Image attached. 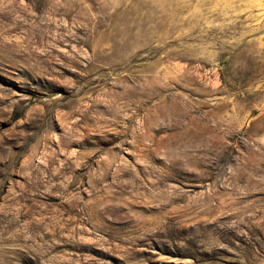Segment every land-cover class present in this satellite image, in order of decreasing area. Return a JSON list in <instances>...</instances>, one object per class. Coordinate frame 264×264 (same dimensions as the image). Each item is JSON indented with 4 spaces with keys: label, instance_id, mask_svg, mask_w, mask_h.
I'll return each instance as SVG.
<instances>
[{
    "label": "rangeland",
    "instance_id": "obj_1",
    "mask_svg": "<svg viewBox=\"0 0 264 264\" xmlns=\"http://www.w3.org/2000/svg\"><path fill=\"white\" fill-rule=\"evenodd\" d=\"M0 264H264V0H0Z\"/></svg>",
    "mask_w": 264,
    "mask_h": 264
}]
</instances>
